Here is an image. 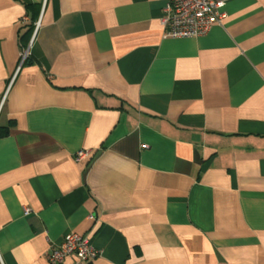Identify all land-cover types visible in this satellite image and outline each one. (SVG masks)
I'll return each mask as SVG.
<instances>
[{
    "label": "crops",
    "instance_id": "0c3cea01",
    "mask_svg": "<svg viewBox=\"0 0 264 264\" xmlns=\"http://www.w3.org/2000/svg\"><path fill=\"white\" fill-rule=\"evenodd\" d=\"M164 5L0 0V264H264V0L197 37Z\"/></svg>",
    "mask_w": 264,
    "mask_h": 264
},
{
    "label": "built area",
    "instance_id": "2783aa9c",
    "mask_svg": "<svg viewBox=\"0 0 264 264\" xmlns=\"http://www.w3.org/2000/svg\"><path fill=\"white\" fill-rule=\"evenodd\" d=\"M227 0H165L161 23L165 37H197L204 34L221 18V9ZM38 27L36 25L35 30ZM30 47V45H29ZM29 47L20 52L19 65L29 55ZM88 155L87 150L76 152V159L81 160ZM28 210H25L27 213ZM100 255L86 235L67 232L61 241L53 246L47 255L50 264H60L65 257H73L72 264L93 261ZM1 261V260H0Z\"/></svg>",
    "mask_w": 264,
    "mask_h": 264
},
{
    "label": "trees",
    "instance_id": "16d2710c",
    "mask_svg": "<svg viewBox=\"0 0 264 264\" xmlns=\"http://www.w3.org/2000/svg\"><path fill=\"white\" fill-rule=\"evenodd\" d=\"M5 132H2L1 135H3Z\"/></svg>",
    "mask_w": 264,
    "mask_h": 264
}]
</instances>
